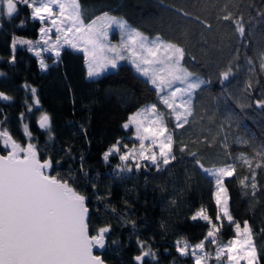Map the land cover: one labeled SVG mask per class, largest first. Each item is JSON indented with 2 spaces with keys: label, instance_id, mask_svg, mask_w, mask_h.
<instances>
[{
  "label": "trees",
  "instance_id": "obj_1",
  "mask_svg": "<svg viewBox=\"0 0 264 264\" xmlns=\"http://www.w3.org/2000/svg\"><path fill=\"white\" fill-rule=\"evenodd\" d=\"M79 3L86 23L107 12L123 18L149 37L160 36L178 43L186 50L184 67L209 81L193 96L189 124L176 130L177 159L162 171L142 168L116 176L114 169L121 163L118 156L105 162L103 153L117 139L124 143L132 140L134 130L122 125L145 105H159L154 87L128 62H121L116 70L98 78L88 79L84 55L67 48L56 61L47 57L48 67L41 69L35 53L25 47H12L13 37L39 39L41 22L31 18V10L25 5H18V13L11 18L3 16L0 23V91L11 97L7 105L0 104V128L7 129L21 144H35L42 158L51 157L74 174L85 176L88 189L97 196L96 203L109 211L114 208L112 212L124 223L121 235H115L122 241L117 248L123 246L126 231L161 244L162 249L167 247L164 244H176L181 238L198 243L208 228L205 221H193L190 217L204 207L215 222V186L194 167L186 153L179 151V146L188 144L191 151H198L206 167L221 166L227 153L251 155L264 146V109L254 103L264 98V71L256 58L264 47V16L260 15L264 13V0H79ZM226 11H232L237 18L243 16L244 37L235 33L231 21L218 19ZM248 58L253 59V65L247 63ZM229 62L233 64L234 75L221 83L220 72L226 70ZM249 79L253 86L246 92ZM31 88L37 90L38 105L34 104ZM42 113L50 116V131L40 130L37 125ZM25 125L31 137L25 134ZM168 126L171 130L173 122L169 121ZM72 127L82 131L81 139L87 146L81 159L77 145L69 148L70 152L61 148ZM238 137L250 144L236 142ZM237 173L236 178L225 179L229 210L241 226L244 220L249 222L264 264V171L257 172L259 188L255 197L239 183L247 170L238 167ZM131 221L135 222V228ZM233 236L232 226L225 221L219 240L226 243ZM128 251L129 248L124 250ZM128 256L131 264H135L134 253ZM174 259L177 264H191L188 257ZM144 264L167 263L146 257Z\"/></svg>",
  "mask_w": 264,
  "mask_h": 264
},
{
  "label": "snow or ice",
  "instance_id": "obj_2",
  "mask_svg": "<svg viewBox=\"0 0 264 264\" xmlns=\"http://www.w3.org/2000/svg\"><path fill=\"white\" fill-rule=\"evenodd\" d=\"M21 4L31 10L33 20L42 24L40 39L35 42L42 47L36 50L33 41L13 37V49L18 43L25 44L37 56L41 55V51H52L57 58L65 45L73 50H81L89 78L98 77L109 68H116L118 61L129 60L135 70L153 85L158 103L166 111L153 103L130 115L122 125L124 129L134 130L136 143L129 147L122 139H117L102 157L108 162L110 157L118 156L121 163L114 169L116 176L134 169L155 168L162 171L170 166L177 159L176 130L189 124V117L193 115V96L202 85L209 83L184 67L185 48L160 36L149 38L128 25L123 18L110 16L107 12L86 23L79 0H0V17H13ZM260 15L264 16V13ZM218 19L231 21L235 25V33L240 37L245 36L246 26L242 15L237 18L232 11H226ZM196 20L200 18L196 17ZM23 23L21 21V26ZM113 25L120 29L122 35L119 45L110 44L107 40ZM53 29L54 40L49 35ZM256 58L260 70L264 71V47L258 51ZM236 59H239L238 49ZM247 63L253 65L254 61L248 58ZM40 67L46 69L48 65L41 60ZM232 75L233 64L229 62L226 70L220 72L221 83ZM252 86V80L249 79L245 91H250ZM30 91L34 104L38 105L37 90L31 88ZM0 98L11 99L4 92H0ZM254 103L256 107L264 109V98ZM169 120L174 124L171 130L168 127ZM38 123L41 128L50 131L51 120L47 113L41 114ZM24 132L31 137L27 125L24 126ZM0 141L10 149L6 155L0 154V264H105L100 255L94 254V249L106 247L112 227L101 226L95 229L94 234H90L88 197L69 182L71 177L63 179L59 173L51 175L48 171L60 162L51 157L42 158L37 146L31 142L26 146L21 145L7 129L0 128ZM236 142L250 144L249 140L240 137ZM224 147L227 150V143ZM179 151L186 153L194 167L214 182L213 198L217 211L214 222L206 208L198 209L190 218L193 221H205L208 228L206 234L195 244L185 238L177 240L176 251L180 256H191L193 264H208L213 258L217 264H261V253L254 242L249 222L244 220L241 226V222L229 210L225 179L236 178L238 167L246 169L248 174L239 178V183L242 188L250 189L255 197L259 188L257 172L264 171V146L251 155L241 152L232 156L227 153L225 163L211 167H206L199 152L191 151L188 144L181 143ZM112 211L115 212V209ZM225 221L234 230V236L226 243L219 240ZM131 223L135 228V222ZM206 242L216 245L214 257L212 252L206 250ZM112 243L116 244L117 241L113 240ZM137 243L140 253L132 258L136 264H144L145 257L157 260L150 245L139 239Z\"/></svg>",
  "mask_w": 264,
  "mask_h": 264
},
{
  "label": "rangeland",
  "instance_id": "obj_3",
  "mask_svg": "<svg viewBox=\"0 0 264 264\" xmlns=\"http://www.w3.org/2000/svg\"><path fill=\"white\" fill-rule=\"evenodd\" d=\"M109 15L115 16L112 14H109ZM2 17H0V23H1ZM115 17H118V16H115ZM41 26H42V24H41ZM48 26H50V25H48ZM132 28H134V27H132ZM54 33H55V30L53 29V33L49 34L51 36L52 40L55 39ZM144 35L147 36L146 34H144ZM147 37H149V36H147ZM149 38H153V37H149ZM39 39H40V32H39ZM107 40L110 44H116V45L120 44V42L122 40V35L120 32V29L116 25H113L112 28L109 30ZM36 41H33L34 42L33 47H34V49L39 50L42 47V45L35 44ZM17 47H22L23 49L25 47L26 49L29 50V46L25 45V44H19L18 43L15 48H17ZM66 48L71 49L67 45H65L61 49L60 55H61L62 51ZM71 50L76 51V52H81L84 55L83 51H81V50H73V49H71ZM32 52L36 54L35 51H32ZM49 56L54 58L55 61L59 58V57L57 58L55 53L52 51H41V55L38 57L40 58V61L43 60L44 63L47 64V57H49ZM121 62H128L132 65V63L129 60H121V61L117 62L116 68H114V69L109 68L103 74H105L109 71L116 70ZM85 64H86V62H85ZM86 68H87V65H86ZM134 69H135V67H134ZM103 74H101L100 76H102ZM100 76H98V77H100ZM98 77H95V78H98ZM87 78L88 79H95V78H89L88 75H87ZM145 79L147 80V78H145ZM151 86L153 87V85H151ZM151 104H153V103H151ZM151 104H147V105H151ZM147 105H145V106H147ZM144 107H142L141 109H143ZM158 108H160L162 111H166L164 109V107L160 104L158 105ZM0 119H1V117H0ZM169 121H171V120H169ZM81 135H82V131L80 129L72 127L67 134V142L64 143L61 147L62 151L65 152L67 149L71 148L72 146L77 145L79 147L78 148L79 159L83 158L84 153L87 150V146H85L83 144V139H81ZM134 143H136V141H135L134 135H132V140L126 142V144H128L129 147H131L132 144H134ZM21 145H24V144H21ZM26 145L27 144H25L24 146H26ZM0 147L5 150V152H2L0 149V152H2L3 154H7V151L10 150L3 145L2 141H0ZM137 147H138V145H137ZM48 171L51 175H56L57 173H59L60 177L63 179H68L69 177H71V180L69 182L74 187H76V189L78 191H80L82 194H84L88 197V207L91 210L90 211V234H94L95 229L98 227L105 226V225H111L112 231L109 234L106 247L104 249H95L94 250L95 254L100 255L102 257V259L107 264H131V261L129 259L128 254L134 253V256H135V255H138L140 253V247L137 243L138 239L140 241H145L148 245L151 246L152 251H154L156 253L157 260H153L151 257H147L150 261L159 262L160 259H163L166 261L167 264H177L174 257L175 258L176 257L177 258L188 257L191 260V264H193V258L191 256H180L179 255V253L176 251V244H164L167 247L165 249H162L161 244H155L153 241H148L144 237H136L134 235V233L130 232V231L124 232L123 246L117 248L118 245L120 243H122V241L119 238H116L115 235H118V236L121 235V230L124 226V223L112 211H109L108 209H106L104 207H100L96 203L97 196L93 190L88 189L87 180H86L85 176L81 173L74 174V172L68 166H60V165H55V164L53 166V169H49ZM228 197H229V195H228ZM116 227L119 229L117 230ZM113 230L116 232L114 235H113ZM113 240L117 241V243L113 244L112 243ZM215 247H216V245L207 244V242H206V250L212 252L213 257L215 255ZM126 248H129V251L127 253L124 252V250ZM134 256H132V258ZM208 264H217V262L213 258V259L209 260ZM241 264H243V262H241Z\"/></svg>",
  "mask_w": 264,
  "mask_h": 264
},
{
  "label": "water",
  "instance_id": "obj_4",
  "mask_svg": "<svg viewBox=\"0 0 264 264\" xmlns=\"http://www.w3.org/2000/svg\"><path fill=\"white\" fill-rule=\"evenodd\" d=\"M0 92H2V91H0ZM8 102H9V100H3L2 98H0V104H3V105H7L8 104ZM37 125H38V127L40 128V130H44L43 128H41L40 126H39V123H38V121H37ZM0 154H3L2 152H0ZM3 155H6V154H3ZM91 210H90V208H89V212H90ZM95 250V249H94ZM94 254H95V251H94ZM96 255V254H95ZM145 259H146V257H145ZM134 261V260H133ZM135 262V261H134ZM105 264H107L106 262H105ZM135 264H136V262H135Z\"/></svg>",
  "mask_w": 264,
  "mask_h": 264
}]
</instances>
